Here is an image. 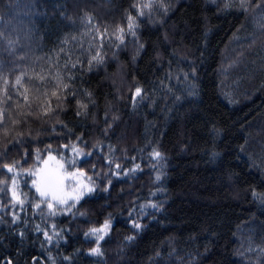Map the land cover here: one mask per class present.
<instances>
[{
  "label": "trees",
  "instance_id": "obj_1",
  "mask_svg": "<svg viewBox=\"0 0 264 264\" xmlns=\"http://www.w3.org/2000/svg\"><path fill=\"white\" fill-rule=\"evenodd\" d=\"M49 157L90 192L43 199ZM8 261L264 264V0H0Z\"/></svg>",
  "mask_w": 264,
  "mask_h": 264
},
{
  "label": "rangeland",
  "instance_id": "obj_2",
  "mask_svg": "<svg viewBox=\"0 0 264 264\" xmlns=\"http://www.w3.org/2000/svg\"><path fill=\"white\" fill-rule=\"evenodd\" d=\"M34 186L46 191L47 195L41 196L54 204L65 205L77 201L90 192L89 183L85 177L75 170H70L64 161L56 158H47L36 173ZM17 182L14 183L13 192L17 193Z\"/></svg>",
  "mask_w": 264,
  "mask_h": 264
},
{
  "label": "snow or ice",
  "instance_id": "obj_3",
  "mask_svg": "<svg viewBox=\"0 0 264 264\" xmlns=\"http://www.w3.org/2000/svg\"><path fill=\"white\" fill-rule=\"evenodd\" d=\"M243 6V5H242ZM144 7H150V5H144ZM143 13H141V15H142ZM129 20H130V23H129V29L131 30V28L133 27V25H132V23H131V20H132V17L130 16L129 17ZM95 59V58H94ZM140 89L139 88H137L136 89V93H137V95H139V93H140ZM160 155V153H158V152H156V153H154V156H159ZM6 167H8V171H12L13 169H12V167L11 166H7L6 165ZM37 191L38 192H40V195L41 196H45V195H47V192L46 191H43V190H41L39 187L37 188ZM49 207H51V205H49ZM108 225H107V223L105 224V227H107ZM134 227H136V228H139L140 227V225L139 224H134ZM92 231L93 232H97V231H100V230H98V229H92ZM100 239H103V237H100ZM129 239H131V238H129ZM92 252L94 253V254H100V250H99V248H94V249H92Z\"/></svg>",
  "mask_w": 264,
  "mask_h": 264
},
{
  "label": "water",
  "instance_id": "obj_4",
  "mask_svg": "<svg viewBox=\"0 0 264 264\" xmlns=\"http://www.w3.org/2000/svg\"><path fill=\"white\" fill-rule=\"evenodd\" d=\"M8 264H11V262H10V261H8Z\"/></svg>",
  "mask_w": 264,
  "mask_h": 264
}]
</instances>
